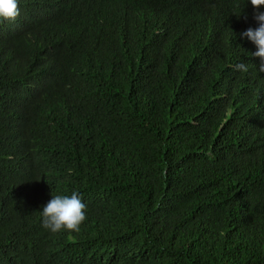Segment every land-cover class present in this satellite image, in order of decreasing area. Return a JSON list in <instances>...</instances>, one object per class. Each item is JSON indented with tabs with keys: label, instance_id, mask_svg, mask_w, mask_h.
I'll list each match as a JSON object with an SVG mask.
<instances>
[{
	"label": "trees",
	"instance_id": "obj_1",
	"mask_svg": "<svg viewBox=\"0 0 264 264\" xmlns=\"http://www.w3.org/2000/svg\"><path fill=\"white\" fill-rule=\"evenodd\" d=\"M18 6L0 21V264H264L250 0ZM73 191L80 230L42 228Z\"/></svg>",
	"mask_w": 264,
	"mask_h": 264
},
{
	"label": "clouds",
	"instance_id": "obj_2",
	"mask_svg": "<svg viewBox=\"0 0 264 264\" xmlns=\"http://www.w3.org/2000/svg\"><path fill=\"white\" fill-rule=\"evenodd\" d=\"M256 10L254 19L258 27H249L240 35L255 44L258 49L252 55L260 58L259 71L264 72V12L259 9L264 6V0H250ZM20 15L18 0H0V21L14 22ZM235 71L247 72V64L240 62L234 66ZM86 204L81 196L73 191L70 196L52 195V199L42 207L41 227L50 233L62 230L78 232L81 224L86 220Z\"/></svg>",
	"mask_w": 264,
	"mask_h": 264
}]
</instances>
